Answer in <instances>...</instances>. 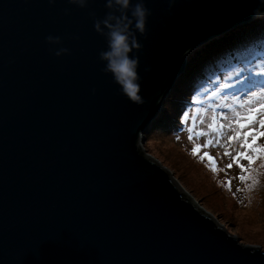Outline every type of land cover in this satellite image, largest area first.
Instances as JSON below:
<instances>
[{
  "label": "water",
  "instance_id": "obj_1",
  "mask_svg": "<svg viewBox=\"0 0 264 264\" xmlns=\"http://www.w3.org/2000/svg\"><path fill=\"white\" fill-rule=\"evenodd\" d=\"M105 3L0 0V264H264L142 147L187 54L256 20L257 0H144L141 105L99 61Z\"/></svg>",
  "mask_w": 264,
  "mask_h": 264
},
{
  "label": "rangeland",
  "instance_id": "obj_2",
  "mask_svg": "<svg viewBox=\"0 0 264 264\" xmlns=\"http://www.w3.org/2000/svg\"><path fill=\"white\" fill-rule=\"evenodd\" d=\"M252 24L264 28V19H256L244 26H253ZM237 35L251 38L250 42L255 48L253 52L263 49L264 38L255 32L253 37H247V29H242ZM216 39L187 54L189 63L162 105L160 117L143 135L142 147L146 154L171 173L201 208L211 214L230 235L235 236L240 244L256 246L264 251V161H254L251 165V179L241 182L239 168L225 155L226 148L231 155L242 151L238 144L229 146L222 140L218 146L203 148L206 138L195 137L196 131H207L208 117L207 114H201L193 121L192 117L197 114L199 105H192L197 94L187 93L188 83L196 81L192 74H195L193 70H196L197 62L200 63V51L217 48L219 43ZM236 40L234 38L229 44ZM213 91L218 92L219 89H209L206 97ZM204 107H208L207 102ZM185 112L189 113L186 123L183 122ZM188 128H193L191 141L188 139ZM263 142L264 138L257 141L260 144ZM197 145L200 148L194 156L192 149ZM205 152L212 157V162L204 156ZM241 163L247 165L246 160ZM229 164H232L231 168L227 167ZM213 167L215 171L212 170Z\"/></svg>",
  "mask_w": 264,
  "mask_h": 264
},
{
  "label": "snow or ice",
  "instance_id": "obj_3",
  "mask_svg": "<svg viewBox=\"0 0 264 264\" xmlns=\"http://www.w3.org/2000/svg\"><path fill=\"white\" fill-rule=\"evenodd\" d=\"M230 72V75L223 77L222 84L220 78L213 81L218 92L213 91L207 97L206 93H198L193 98L192 105H199V110L192 119L195 121L201 114H207V131L195 132L197 139L206 138L203 148L218 146L222 140L229 146L239 145L242 151L231 155L226 148L225 155L239 168V180L245 182L251 179V165L254 161H264V144L257 143L260 138H264V49H257L244 57ZM206 102L207 108L204 107ZM184 117L183 122L186 123L189 113L185 112ZM187 131L191 141L193 128H188ZM199 148V145L193 147L194 156ZM204 156L212 162V157L207 152ZM245 160L247 165L241 163ZM227 167L231 168L232 164ZM212 170L215 171V167Z\"/></svg>",
  "mask_w": 264,
  "mask_h": 264
},
{
  "label": "clouds",
  "instance_id": "obj_4",
  "mask_svg": "<svg viewBox=\"0 0 264 264\" xmlns=\"http://www.w3.org/2000/svg\"><path fill=\"white\" fill-rule=\"evenodd\" d=\"M54 4L55 0H48ZM70 5L81 9L87 7L89 0H68ZM176 0H169V12ZM257 8L253 10L256 19H264V0H257ZM106 15L103 19H94L95 32L102 36L106 43V50L99 53V61L105 65L103 72L109 75L118 86L121 95L130 102L141 105L144 103L140 95L138 75L139 57L134 53L142 48L137 34L146 36L147 20L151 11L145 6L144 0H106ZM46 43L53 46L61 44L59 37L49 36ZM67 48H59L54 52L56 57L68 55ZM145 72H151L145 67Z\"/></svg>",
  "mask_w": 264,
  "mask_h": 264
},
{
  "label": "trees",
  "instance_id": "obj_5",
  "mask_svg": "<svg viewBox=\"0 0 264 264\" xmlns=\"http://www.w3.org/2000/svg\"><path fill=\"white\" fill-rule=\"evenodd\" d=\"M252 25L253 26H247L248 28L246 26L241 27L239 32H242V29L244 31L247 29V34L249 35L247 37H253L252 35L255 32L263 39L264 28L256 27L254 24ZM229 38L231 37L217 40L216 42L219 43L217 48L214 47L208 50L205 48L200 51V63L197 62L195 67L196 70H193L195 74H192L196 81L188 83L189 89L187 93L190 92L194 94L195 92H199L207 94L209 89L216 87L213 81L220 78V83L222 84L223 77L231 74L230 69L237 67L244 57L253 53L255 48L252 46L253 43L251 44L250 42L251 38L248 39L243 35H235L233 38ZM234 38H237V40L229 44V41ZM254 45L255 47L257 46L256 43H254Z\"/></svg>",
  "mask_w": 264,
  "mask_h": 264
},
{
  "label": "bare ground",
  "instance_id": "obj_6",
  "mask_svg": "<svg viewBox=\"0 0 264 264\" xmlns=\"http://www.w3.org/2000/svg\"><path fill=\"white\" fill-rule=\"evenodd\" d=\"M241 27H242V26H241ZM241 27H240V28H241ZM240 28H236V29L230 30V31H228V33L223 34V35H221V36H218L216 40H220V39L228 38V37L233 38V36L237 35V33L239 32L238 30H239ZM214 41H215V40H214ZM188 63H189V62L187 61V58H186L185 66L188 65ZM198 93H199V92H195V94H198ZM196 96H197V95H196ZM160 115H161V113L159 114L158 118L160 117ZM158 118H157V119H158ZM157 119H156L155 121H157ZM155 121H154V122H155ZM152 124H153V123H152Z\"/></svg>",
  "mask_w": 264,
  "mask_h": 264
}]
</instances>
